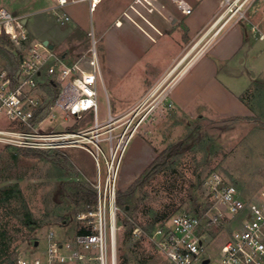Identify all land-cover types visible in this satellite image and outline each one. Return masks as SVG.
<instances>
[{
    "label": "rangeland",
    "instance_id": "obj_1",
    "mask_svg": "<svg viewBox=\"0 0 264 264\" xmlns=\"http://www.w3.org/2000/svg\"><path fill=\"white\" fill-rule=\"evenodd\" d=\"M95 1L99 3L101 0ZM51 3L52 0H0V7H6L18 16H29L30 40L41 41L45 26H48L50 33L57 30L53 26L54 16L43 15L46 12L44 8ZM120 6L122 4L118 9ZM123 6V9L110 12L102 4L92 16L88 13V30L93 29L98 40L99 56L105 61H101V67L106 71L105 85L114 115L117 108L126 107L121 114L123 119L116 125L124 124L115 133L122 132L133 120L128 130L131 132L141 118L147 117L124 153L115 183L107 178L104 160H101L103 174L100 179L94 157L84 148L26 150L0 142V264H7L10 256L16 259L20 255H42L46 251L50 231H54L60 239L67 240L93 224V216L81 218V215L89 214L96 208L97 199L95 201L91 192L93 189L97 193L100 182L104 188L116 190L119 207L116 239L118 264H173L158 248L153 239L154 233L175 214L204 215L217 211L202 187L204 179L211 172L217 171L226 181L233 182L249 203L255 202L264 192V91H258L259 86L264 88V49L247 54L244 47L238 62L230 68L232 73H243L248 78L257 72L252 92L245 96L248 104L245 114L219 119L203 116L192 118L175 110L168 99H159L160 91H152L135 101L144 83L143 66L137 62L143 53L138 46L144 34L133 26V18L136 17L129 0ZM263 7L264 0H248L244 6V9L247 8V19L243 18L238 23H232V20L225 28L240 25L247 34L250 31L257 38L248 20L264 26ZM127 12L133 18H129ZM44 18L47 25L42 21ZM111 18H116L115 21L121 18L125 22L118 30L115 26L109 27L110 34L119 31L120 41L114 47H110L108 38L102 42L98 32L109 24ZM136 20L139 21L138 18ZM222 23L204 39H196L199 44L188 60L208 44ZM185 35L184 28V43H187ZM89 36L86 35L83 44L89 40ZM83 37L77 31L67 36L69 39ZM7 38L11 43L9 48L14 53L25 49L14 46ZM195 43L188 46L192 48ZM261 46L264 48V42ZM67 50L72 56L68 61L76 59L75 52ZM55 52L61 55L63 51L57 48ZM246 55L247 60L239 63ZM5 65V58L0 55V66L6 68ZM41 91L51 103L55 90L43 87ZM101 104L102 112L108 111L104 89ZM137 112L140 114L135 117ZM56 114L55 120L45 123L52 125L54 130H77L93 122L89 116L76 119L66 117L59 110ZM43 115L50 116L49 110L45 109ZM16 124L4 113L0 114V129L19 127ZM107 147L104 144V148ZM172 151L176 153L171 154ZM119 198L123 203H130L129 211L118 203ZM28 216L31 223L27 221ZM234 226L235 223L231 224V220L224 217L220 223L206 230L205 242L209 254H217Z\"/></svg>",
    "mask_w": 264,
    "mask_h": 264
},
{
    "label": "built area",
    "instance_id": "obj_2",
    "mask_svg": "<svg viewBox=\"0 0 264 264\" xmlns=\"http://www.w3.org/2000/svg\"><path fill=\"white\" fill-rule=\"evenodd\" d=\"M75 0H58L64 6ZM92 9L97 2L89 0ZM184 13H190L193 6L188 0H173ZM248 0H220V9L212 30L217 35L229 22L238 23L247 19L244 9ZM264 11V7H263ZM61 22L70 17L57 13ZM24 18L13 14L6 7H0V35L6 34L14 46L25 49L19 52L17 70L12 73L0 66V114L17 122V128L0 129V142L22 148L38 150H61L67 147H81L95 159L97 174L102 176L101 160H104L109 182H116L118 170L125 150L127 134L137 132L144 116L130 129L133 120L120 133L116 125L122 116L116 118L108 109L107 118H99V83H102L101 60L97 49V38L93 29L89 31L91 46L86 55L89 63L84 67L80 60L68 62L43 41H31ZM256 37L264 40V26L248 20ZM85 55V56H86ZM55 90L53 101L48 100L41 88ZM50 103V104H49ZM48 105V107H47ZM48 109L50 116H44ZM66 117L82 119L87 112H93L94 122L81 129L54 130L46 121H53L57 112ZM140 112L136 113L137 117ZM115 124V125H114ZM136 134V133H135ZM107 145V149L104 148ZM93 145V147H91ZM205 196L214 202L217 211L178 213L169 222L159 227L153 236L160 251L173 264H264V192L253 203L245 200L238 187L228 182L217 171L211 172L203 181ZM96 208L81 218L93 216V224L79 232L72 239L62 240L54 231L47 236L45 253L32 256L20 255L14 264H118L117 257V212L116 190L97 187ZM231 220L235 226L228 239L215 255L206 250V230L220 223L222 218Z\"/></svg>",
    "mask_w": 264,
    "mask_h": 264
},
{
    "label": "crops",
    "instance_id": "obj_3",
    "mask_svg": "<svg viewBox=\"0 0 264 264\" xmlns=\"http://www.w3.org/2000/svg\"><path fill=\"white\" fill-rule=\"evenodd\" d=\"M125 1L101 0L92 9L89 0H75L64 6H59L58 0H52V3L44 8L46 12L43 15L52 14L54 16L55 23H53V26L57 30L50 33L48 26H45L42 30L44 34L41 32L43 38L40 40H48L53 45L51 49L54 51L57 48L62 50L61 55L66 61L72 57L68 54L67 49H72L75 52L76 59L68 62L72 63L80 60L83 66L87 67L89 60L86 53L91 46V38L86 15L89 13L92 16L102 4L104 9L110 12L117 10L119 4H122L119 9H123ZM188 1L193 6L190 13L182 12L173 0H129L132 13L136 18L134 19L129 12L126 15L133 18L135 22H133V26L144 34V38L141 35L140 40L142 42L138 46L143 53L140 54V59L137 61L143 66L144 83L140 93L136 95L135 101L148 96L152 91H160V94H158L159 99H168L175 110L192 118L203 116L219 119L226 116L245 114L248 112L245 96L252 92L254 82L257 80L255 78L257 72L248 78L243 73L241 75L232 73L230 68L235 62H238V56L244 47L247 54L258 49L262 52L264 48H262L261 43L264 40L254 38L253 33L250 31H247L249 33L247 34L240 25H230V27H224L225 29L223 28L217 35H214L199 53L188 60L196 43L199 44L196 39L198 37L204 39L212 32L211 23L219 12L220 0ZM57 13L67 14L70 18L61 22L57 18ZM194 14H197V16L193 17ZM23 18L28 28L29 16ZM137 18L139 21L136 20ZM115 19L111 18L105 28L101 27L98 30L101 41L103 42L108 38L110 47H114L116 42L120 41L119 33H117L119 31L116 30L125 25L121 18L116 21ZM44 20L45 18L42 20L43 23L47 25L48 22ZM113 21H115L114 25ZM111 26L117 28L116 32L110 34L109 27L111 28ZM184 28L186 29L185 41L187 43H184ZM74 31L80 32L84 37L67 38ZM86 35L89 36V40L83 44ZM192 43L195 44L190 48L191 46L188 45ZM100 58L105 63L103 57L100 56ZM246 60L247 55L239 63ZM186 61L188 62L184 67ZM182 66L183 68L180 70ZM262 72H264V68ZM105 74L106 71L102 66L103 80L102 83H99L100 120H105L108 112L103 113L101 110V93L103 89L108 99V109L111 110L114 117L119 118L126 111V107L120 106L117 108V114L114 115L109 100V92L105 85ZM112 89L116 90L113 86ZM85 116H89L94 122L93 112L89 111Z\"/></svg>",
    "mask_w": 264,
    "mask_h": 264
},
{
    "label": "trees",
    "instance_id": "obj_4",
    "mask_svg": "<svg viewBox=\"0 0 264 264\" xmlns=\"http://www.w3.org/2000/svg\"><path fill=\"white\" fill-rule=\"evenodd\" d=\"M10 45H11V43L9 42V40L7 38V35L6 34L0 35V55H2L5 58V60H6V65H5L6 68L10 72L14 73L17 70V67H18V64H19V53L18 54L14 53L12 51V49L9 48ZM259 88H260V90H258V91H262V90L264 91V88L262 86H259ZM25 149L26 150H37V149H30V148H25ZM174 153H176V152H174V151L171 152V154H174ZM167 154H168V152L166 153V155ZM81 185H83V184L81 183ZM92 191L93 192H91V193L95 197V201H96L97 194L95 193V190L92 189ZM95 201L92 202V203H95ZM118 203H120L125 210H128L129 211L131 209V206L128 207V205L130 203H128V202L123 203L121 201V198H119ZM27 219H28L27 220L28 223H31L32 222L30 216H28ZM85 231H86V229L85 228H82L79 232H85ZM16 259H13V257L10 256L7 259V262H8L7 264H14L15 261H16Z\"/></svg>",
    "mask_w": 264,
    "mask_h": 264
},
{
    "label": "bare ground",
    "instance_id": "obj_5",
    "mask_svg": "<svg viewBox=\"0 0 264 264\" xmlns=\"http://www.w3.org/2000/svg\"><path fill=\"white\" fill-rule=\"evenodd\" d=\"M198 46V43H196V46L193 48V50L196 48ZM192 52V51H191ZM190 53V52H189ZM188 56V55H187ZM185 58H186V56H185ZM136 133V132H135ZM135 133L133 132V133H130V134H127V136L125 137V141H124V144L126 143V140H128L129 139V141H131L132 140V138L135 136ZM126 151V150H125Z\"/></svg>",
    "mask_w": 264,
    "mask_h": 264
},
{
    "label": "water",
    "instance_id": "obj_6",
    "mask_svg": "<svg viewBox=\"0 0 264 264\" xmlns=\"http://www.w3.org/2000/svg\"><path fill=\"white\" fill-rule=\"evenodd\" d=\"M43 43H44V45L48 46L49 48H53V45L50 44L48 40L43 41ZM203 263L207 264L208 263V259H205Z\"/></svg>",
    "mask_w": 264,
    "mask_h": 264
}]
</instances>
